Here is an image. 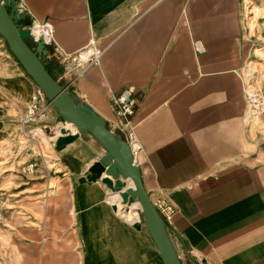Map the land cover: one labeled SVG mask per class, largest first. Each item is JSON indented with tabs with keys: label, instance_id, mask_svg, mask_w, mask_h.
I'll return each mask as SVG.
<instances>
[{
	"label": "crops",
	"instance_id": "obj_1",
	"mask_svg": "<svg viewBox=\"0 0 264 264\" xmlns=\"http://www.w3.org/2000/svg\"><path fill=\"white\" fill-rule=\"evenodd\" d=\"M16 1L22 25L51 23L49 51L72 53L91 39L102 48L84 70L43 61L120 137L113 97L132 87L141 180L151 200L176 205L167 233L183 264H264V114L253 121L244 112L238 0ZM196 40L203 51H195ZM45 103L41 126H61L58 110ZM83 134L61 149L67 162L59 172L1 174L0 261L164 264L140 218L124 215L129 204L116 194L109 200L99 178L79 180L93 159L81 156Z\"/></svg>",
	"mask_w": 264,
	"mask_h": 264
},
{
	"label": "rangeland",
	"instance_id": "obj_2",
	"mask_svg": "<svg viewBox=\"0 0 264 264\" xmlns=\"http://www.w3.org/2000/svg\"><path fill=\"white\" fill-rule=\"evenodd\" d=\"M238 4L245 32V55L247 56L245 63L240 69L242 90L243 88L248 87L253 93H257L258 95L264 97V0H238ZM29 25L30 24H24L22 26L28 28ZM33 44L35 45L34 42ZM45 48L48 53L49 49L46 46ZM54 49L55 47H53L50 52H54ZM43 53L44 52H40L42 57L47 54ZM52 58L56 59L55 57ZM58 60L60 63H66L61 58ZM247 68L250 69V73L247 75L248 81L246 80V84L245 79ZM254 72L257 74L254 75ZM31 84L35 88V82L29 77L18 60L10 52L7 43L0 34V176L7 171L28 172L34 167H49L51 169H56L59 172L63 169V164L67 162V158H64V156L62 157L61 149H63V147L61 149H57L55 147V135L60 133L61 129L71 131L70 127L65 122H63L61 126L52 125L49 128L44 129L41 126L42 123H45L44 119L28 123L23 122L22 120L26 107L29 103L30 96L34 90L33 87H29ZM45 99H47L46 96ZM47 101L49 100L47 99ZM244 103L245 108V99ZM245 110L246 109H244V112ZM114 111L116 117L118 118L116 127L122 133L121 138L126 140V133L118 123L120 117L116 113L115 103ZM263 114L264 108L261 113H255V117L252 120L256 121ZM249 123H251V121L247 124ZM134 126H136L135 122ZM79 149L81 150V156L85 157L86 155H89L90 159L93 158L92 162L101 160L105 151V147L99 140L97 134L92 131L84 132L82 144ZM70 160L74 162V160ZM86 162L88 163L89 159ZM76 163H78L77 160ZM87 163H83V167H85L86 170L82 176L89 174V166H86ZM0 185L5 186V183H0ZM157 199L166 201L172 204V206L174 205V210L175 212L177 211L176 205L171 200L160 196H157L154 200ZM154 200H152V202H154ZM136 209L140 215V209ZM161 217L163 218L166 226L171 223L168 222L166 218L164 219L162 215ZM5 234H8V232H2L1 237ZM0 264L5 263L0 261Z\"/></svg>",
	"mask_w": 264,
	"mask_h": 264
},
{
	"label": "water",
	"instance_id": "obj_3",
	"mask_svg": "<svg viewBox=\"0 0 264 264\" xmlns=\"http://www.w3.org/2000/svg\"><path fill=\"white\" fill-rule=\"evenodd\" d=\"M24 16L19 13L16 0H0V34L11 53L58 110L62 120L76 127L75 131L61 129L55 138V147L61 149L80 133L95 132L105 147L104 155L101 160L92 162L89 174L81 176L79 180L91 182L100 178L124 204L137 199L140 205L139 221L146 226L164 264H183L167 233L163 218L143 186L139 166L128 142L108 127L101 114L81 97L71 93L49 72L40 54L47 51L44 44L37 41L31 46L26 41L32 40L30 31L18 22ZM104 172L105 175H102Z\"/></svg>",
	"mask_w": 264,
	"mask_h": 264
},
{
	"label": "built area",
	"instance_id": "obj_4",
	"mask_svg": "<svg viewBox=\"0 0 264 264\" xmlns=\"http://www.w3.org/2000/svg\"><path fill=\"white\" fill-rule=\"evenodd\" d=\"M28 29L34 43H36L37 41H41L44 46L51 43L53 28L51 23H49L48 21L33 22L28 26ZM92 42L93 40L91 39L90 43H88L86 46L72 53L63 52L59 48L55 47L54 52H45L47 53L45 54V56L55 57L57 60L61 58L65 62L70 61L78 66L81 70H84L90 64L95 63L102 53V48L94 46ZM194 49L196 51L203 50L201 41H194ZM113 100L115 103L116 113L120 117L118 121L119 126L125 131L126 140L130 146V150L136 156L141 150V144L136 135L134 122L131 118L132 114L134 113L135 106L132 87H123L121 91L113 98ZM45 101H47V99H45L44 93L38 86H36L30 96L29 103L23 115V122L28 123L43 120L46 116ZM5 199L6 198L4 196V192L0 188V221H2L4 216ZM153 204L160 212V214L164 217V219L166 218L168 222H171V217L175 212L173 207L174 205L172 206V204L159 199L154 200Z\"/></svg>",
	"mask_w": 264,
	"mask_h": 264
},
{
	"label": "bare ground",
	"instance_id": "obj_5",
	"mask_svg": "<svg viewBox=\"0 0 264 264\" xmlns=\"http://www.w3.org/2000/svg\"><path fill=\"white\" fill-rule=\"evenodd\" d=\"M244 8V7H243ZM247 10V9H246ZM255 66V65H254ZM258 72V71H257ZM250 73V69L247 68V73H246V79L247 80V75ZM255 73V72H254ZM263 73V72H262ZM255 73L254 75H256ZM245 75V74H244ZM244 80V79H243ZM250 80V79H249ZM248 81V80H247ZM247 81L245 82L247 84ZM255 83V82H254ZM257 85V84H256ZM257 88V87H256ZM245 92V101H246V111H245V116L248 120L253 119L255 117V113H261L264 108V97L261 95H258L257 93H253L250 88L245 87L243 88ZM260 92V91H259ZM264 93V92H263ZM71 129V131H75L76 127L73 123L70 122H65ZM57 136V135H56ZM56 138V137H55ZM110 193V192H109ZM115 194H109L107 195V198L109 200L115 199L114 197ZM120 208V207H118ZM136 208L140 209V205L137 199H135L132 203L129 204V208L125 210L124 215L128 217L131 221L137 220L140 218L139 213Z\"/></svg>",
	"mask_w": 264,
	"mask_h": 264
},
{
	"label": "trees",
	"instance_id": "obj_6",
	"mask_svg": "<svg viewBox=\"0 0 264 264\" xmlns=\"http://www.w3.org/2000/svg\"><path fill=\"white\" fill-rule=\"evenodd\" d=\"M31 46H33V40H30V39H27L26 40ZM11 52V51H10ZM45 63V65H46V67H47V69L49 70V72L51 73V69H50V66L46 63V62H44ZM52 74V73H51ZM53 75V74H52ZM55 77V76H54ZM56 78V77H55Z\"/></svg>",
	"mask_w": 264,
	"mask_h": 264
}]
</instances>
